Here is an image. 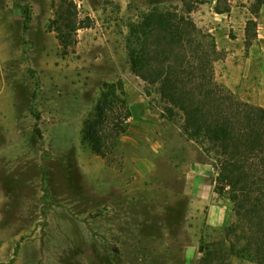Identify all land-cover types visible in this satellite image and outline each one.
I'll use <instances>...</instances> for the list:
<instances>
[{
    "label": "rangeland",
    "instance_id": "rangeland-1",
    "mask_svg": "<svg viewBox=\"0 0 264 264\" xmlns=\"http://www.w3.org/2000/svg\"><path fill=\"white\" fill-rule=\"evenodd\" d=\"M59 1L0 0V264H198L232 205L214 191L212 154L131 72V29L176 10L216 48L240 38L247 53L264 39V0L257 13L256 0H73L82 28L66 56L50 27ZM104 83L122 85L131 112L105 159L81 135Z\"/></svg>",
    "mask_w": 264,
    "mask_h": 264
},
{
    "label": "trees",
    "instance_id": "trees-1",
    "mask_svg": "<svg viewBox=\"0 0 264 264\" xmlns=\"http://www.w3.org/2000/svg\"><path fill=\"white\" fill-rule=\"evenodd\" d=\"M256 1L257 13L263 0ZM55 8L50 27L66 56L77 44L82 21L73 0H60ZM131 37V72L156 86L166 117L172 121L180 114L183 134L212 154L214 191L232 205V221L218 241L201 245L198 264H225L233 256L264 264V108L240 100L216 81L215 42L189 16L153 9L131 29ZM130 118L122 85L104 83L83 122L82 142L105 159Z\"/></svg>",
    "mask_w": 264,
    "mask_h": 264
},
{
    "label": "crops",
    "instance_id": "crops-1",
    "mask_svg": "<svg viewBox=\"0 0 264 264\" xmlns=\"http://www.w3.org/2000/svg\"><path fill=\"white\" fill-rule=\"evenodd\" d=\"M238 42L243 43V40L236 39L228 47L217 46L218 51L225 52L223 60L218 61L223 67L220 81L240 100L264 108V39L260 44L251 45L247 53L242 45L236 46ZM140 165L143 166L142 161L135 167L139 171L142 170ZM224 211L215 208L216 220L222 224L230 219V214Z\"/></svg>",
    "mask_w": 264,
    "mask_h": 264
}]
</instances>
